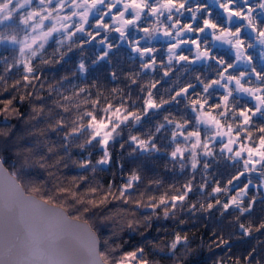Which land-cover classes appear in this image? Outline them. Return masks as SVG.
<instances>
[{"label": "snow or ice", "instance_id": "snow-or-ice-1", "mask_svg": "<svg viewBox=\"0 0 264 264\" xmlns=\"http://www.w3.org/2000/svg\"><path fill=\"white\" fill-rule=\"evenodd\" d=\"M213 2L222 10V19L219 14L213 16L209 3L192 5L190 0H24L22 5L21 0H0V25L15 21L14 26L0 28V45L14 46L15 53L11 59L0 56L3 63L0 85L16 79L25 87L34 81L39 83L43 69L36 67L37 61L48 66L51 61L46 55L51 48V55L61 63L66 56L60 50L71 52L73 44L80 51L90 52L94 43L102 46L100 60L113 57L121 44H127L130 49L127 59L139 63L146 73L166 78L165 83H172L177 72L187 75L189 79L183 85L170 90L168 101L157 102L159 85L154 79L141 97L142 105L121 98L115 104L109 101L101 106L100 99H95L92 109L78 111L67 122L65 116L59 115L57 133L62 134V143L66 142L65 150L70 155L72 145L86 141L84 148L88 155L81 158L84 163L80 167L96 174L102 166L114 164L112 146L122 137L124 128L144 119L135 110L137 107H143L146 113L175 112L183 119H165L156 131L171 133L167 145L170 151L166 155L174 164L179 163V172L186 173L187 179L179 187L173 183L165 189L164 181L155 178L159 195H149L147 207L156 216L163 211L167 218L182 210L195 192L207 199L210 214L216 212L225 219L226 214L245 216L253 212L257 203L255 196L249 197L254 173L259 174L257 191L264 188V71L257 70L253 56L248 54L258 43L260 58L264 60V0ZM13 8H17L15 16L11 15ZM21 10L25 12L23 17L19 14ZM185 13L190 14V20L182 19ZM245 31L254 33V42L246 43ZM114 35L118 43L112 39ZM160 37L167 43L157 47L154 42ZM217 44L233 49L234 62L214 51ZM241 63L248 70L237 71ZM201 64L204 69L193 67ZM78 67L86 73L82 62ZM14 69H21L18 76L11 75ZM193 72L198 75L192 76ZM112 78L116 79L115 72ZM82 93L92 95L89 89L74 90L75 97ZM48 99L41 97L44 105ZM72 99L64 97L69 103ZM11 103L8 99L7 104ZM76 107L79 109V104ZM62 110L67 112L68 108ZM127 140L137 154L150 156L161 149L159 136L130 135ZM120 147L123 149V143ZM97 148L101 149L100 158L93 159ZM245 176L247 180L241 184ZM81 178L87 179V173H82ZM142 180L139 169L130 171L115 194L113 183L99 201L91 203L100 204L109 197L131 198ZM63 191L67 193L69 189L65 187ZM236 226L245 234L253 231L252 226L243 222ZM261 229L264 222L256 231ZM73 241L94 255L96 239L87 226L70 223L63 212L49 206L47 199L41 203L25 198L20 186L0 168V264H76L64 250ZM181 243L187 245L188 239H182L177 232L172 247ZM143 252V248L126 252L121 264H149L141 257ZM90 264H95V260Z\"/></svg>", "mask_w": 264, "mask_h": 264}, {"label": "clouds", "instance_id": "clouds-1", "mask_svg": "<svg viewBox=\"0 0 264 264\" xmlns=\"http://www.w3.org/2000/svg\"><path fill=\"white\" fill-rule=\"evenodd\" d=\"M23 3L24 0H21V5ZM16 14L17 8H13L11 15ZM19 14L23 17L25 12L21 10ZM4 15H8L7 10ZM52 51V49L49 50V54L46 55V59L51 63L45 66L37 61V68L44 70L45 67H55L59 64L58 57L54 58L51 55ZM60 51H63L66 57L75 53L78 59L59 79L51 82L39 81V83L34 81L30 87L22 86L19 79L0 85V97H3L0 100L4 101L0 103V168L3 169L5 176L10 177L20 186L25 198L35 199L41 203L47 199L49 206H55L63 212L70 223L85 225L91 231L96 239L94 255L77 241H73L69 248L64 249L73 257L76 264H90L93 259L95 264H121L125 253L129 252L126 247L132 236L140 240L132 250L143 248L144 252L140 255L149 264H190V261L201 252L211 253L214 248L228 244L232 233L227 231V227H220L222 223L225 224L222 217L218 216L217 221L211 219L207 209V199L199 194H196V199L189 201L182 210L178 209L175 214L167 218L163 211L156 216L147 207L149 195L158 196L159 194L155 187L156 179L144 174L145 166H150L161 180H163L161 173L179 172V163L174 164L166 155L170 151L167 145L171 133L166 131L157 133V126L163 124L165 119L182 120V116L175 112L146 113L143 107L135 109L144 119L139 123L128 124L123 130L122 137L113 144L116 166L113 176L119 174L127 178L129 172L125 173V167L121 168L120 165L131 163L133 165L131 171L139 169L143 180L131 198L125 197L122 200L117 196L114 200L109 197L107 201L100 204H93L91 201H99L111 185H105L98 179V173L102 171V168L96 174L87 169V179L81 178L83 172L78 175H68L66 171L73 167L83 169L80 165L84 163V160L74 153H85L84 156H87L88 152L84 148L86 141L81 140L78 145H72L70 155L65 150L66 142L62 143V134L57 133L59 115L65 116L67 122L75 118L78 111L92 109V101L95 99H100L101 106L109 101L115 104L121 98L134 105H142L141 97L155 79L159 85L157 102L162 103L171 99L170 90L183 85L189 77L177 72L172 77V83H165L166 78L158 74L146 73L139 63L128 60L124 55L100 60L102 51H80L76 44L72 45L71 52L65 49ZM81 62L85 65L86 73H82L78 67ZM102 62L108 63V69L91 83L80 85L66 83L80 80L91 68ZM113 72L116 73V79L112 78ZM191 75L198 74L193 72ZM201 78H203L202 74ZM192 83H195L194 79ZM82 88L89 89L92 95L82 93L79 97H75L74 90L79 91ZM45 92L50 97L46 105L41 101ZM98 93L100 95H97ZM65 96L72 97V101L70 103L65 101ZM8 99L12 100L11 104H7ZM77 104L79 109L76 107ZM63 107H67L68 111L64 112ZM180 108L184 109L185 105L181 104ZM130 135L141 138L159 136L160 152L150 156L137 154L127 140ZM121 143L124 145L123 149L120 147ZM100 151L101 149H96V152L100 153ZM97 158H100V155ZM108 166L110 165H105V168ZM196 183L199 185L200 180ZM77 185H83V187L78 188ZM119 185L112 188L114 194ZM65 187L69 189L67 193L63 191ZM168 187L169 185L166 186ZM92 189L96 191L93 192ZM138 203L142 206L138 207ZM192 204L196 207L192 208ZM197 214L204 215L205 220L212 225L211 235L216 239L204 240L191 231L179 230L180 226L197 222L199 220ZM169 220L177 226L171 230L156 227L158 222L162 225ZM239 222L240 215L237 214L232 217L229 224L234 229ZM154 227L157 234L164 232L166 235L150 238L148 233ZM177 232L182 239L187 237L188 243L187 245L177 244L173 248ZM60 246L63 247V244L61 243ZM212 264H229V262L222 257H217Z\"/></svg>", "mask_w": 264, "mask_h": 264}, {"label": "trees", "instance_id": "trees-1", "mask_svg": "<svg viewBox=\"0 0 264 264\" xmlns=\"http://www.w3.org/2000/svg\"><path fill=\"white\" fill-rule=\"evenodd\" d=\"M14 24H15V21H11L6 25H0V28L11 27V26H14ZM133 35H136V33H133ZM244 37L246 39V36ZM112 39L116 41L117 43L119 42L115 35L112 37ZM154 43L156 44L157 47H161L165 45L164 42H161L159 40L155 41ZM51 44L54 46L55 41H52ZM13 48L14 46L12 45H0V56L8 57L9 59H11V57L15 55ZM91 48L93 51L102 50V46L98 47V45H96L95 43L91 46ZM254 48H256V46ZM49 50H51V48ZM129 52H130V49L128 48L127 44H121L119 52H114L112 55L117 56V57L120 55L127 56ZM254 53H255V56L253 57V60L256 63V65L257 64L259 65V63L261 64L262 62H264V60H261L257 51H254ZM226 58L231 60V58L228 56H226ZM77 59H78L77 54L71 53L69 54L68 57L65 58L63 62L57 64L55 67H45L43 70V76L41 78V81L51 82L55 79H59L62 74L67 72L75 64ZM193 67H199L201 69H204L205 65L201 64V65H195ZM262 67L264 68V64L262 65ZM107 69H108V63L102 62L100 65L91 68L89 72L87 73V75L84 77H81L80 80L66 82V83H76L77 85H80L83 83H91L92 80L96 79L98 75L105 73ZM20 71L21 69H14L11 75L18 76ZM2 73H3V63L0 62V74ZM5 95L7 96L8 94H5ZM45 97H48L46 92H45ZM0 98H3V97H0ZM53 136H55V134H53ZM244 142H246V140ZM99 154H100L99 152H94L93 159L97 158ZM74 155H78L82 158L86 154L85 153H74ZM228 163L230 164L231 162H228ZM132 166L133 165L131 163H126L124 172L125 173L130 172L132 169ZM115 170H116L115 164H112L106 168L105 166H102V171L98 173V179H100L101 182L104 183L105 185L113 184V183H115V185H119L121 183L126 182V176H122L119 174L113 176V173L115 172ZM66 171L68 175H78L82 172L87 173V169H77L75 167L68 169ZM144 174L152 178H157L156 172L153 169H151L150 166H147V165L145 166ZM161 176L164 180L165 189L167 185L173 184V183H175L177 187H179L180 184L183 183L187 179L186 173H180L178 171L161 173ZM253 178H254L253 185L250 186L251 191L249 193V197L255 196L257 198V203L252 213H249V214H246L245 216L240 217V222H243L246 225L252 226L253 231L251 232V234L243 233L237 226H235V228L233 229L231 225L229 224V221H231L234 215L226 214V219L225 218H222V219L225 225H230L227 227V231H230L232 233V238L229 240V243L226 245H222L221 247L214 248V250L211 253L201 252L199 256H196L190 261V264H212V262L216 260L217 257L224 258L225 260L229 262V264H234L235 261H239L240 264H258V262L259 264H264V229L256 231V228L259 227L260 223L264 222V204H262V200H264V188H261L258 192L255 187V185L259 183L258 172L253 174ZM246 180H247V176L242 178L240 183L242 184L246 182ZM197 181H199V176H197ZM238 186L239 185H237V187ZM81 187H83V185ZM234 193H235V189L233 191V194ZM190 199L191 200L196 199L195 192L191 195ZM245 203H247V199ZM237 214L238 213H236L235 215ZM197 215L199 216V220L197 222L180 226L179 230L184 231V232L191 231L196 236L204 240L216 239V237H213L211 235L212 225L205 220L204 215H201V214H197ZM210 215L213 221H217L218 216H219L218 213L214 212ZM176 226L177 225L174 224L173 221L171 220L163 222L162 225L158 222L156 225V227H164L169 230H171L172 228ZM157 235L162 237L166 235V233L161 232L157 234L155 231V227L150 233H148V236L150 238H156ZM217 235H219V233ZM139 242L140 240L138 237L132 236L130 238V243L126 247V250H129V251L132 250L133 247Z\"/></svg>", "mask_w": 264, "mask_h": 264}, {"label": "flooded vegetation", "instance_id": "flooded-vegetation-1", "mask_svg": "<svg viewBox=\"0 0 264 264\" xmlns=\"http://www.w3.org/2000/svg\"><path fill=\"white\" fill-rule=\"evenodd\" d=\"M209 3L210 7L212 8L213 11V16H217V14H219L220 18H223V12L221 9H219L215 3L213 2V0H190V4L194 5L195 3ZM251 2L255 3V0H251ZM184 20H190V14L189 13H185L184 17L182 18ZM239 23V21H238ZM244 36H246V39L249 41H253L254 42V33H251L250 31H245L243 33ZM165 38L163 40H161V42L165 43ZM215 52L218 53H222L223 55H226L228 57L231 58V60L234 62V52L233 49L226 45V44H217L216 47L214 48ZM254 51H257L259 56H260V51H261V47L258 48H251L249 49L248 54L252 55L253 57L255 56ZM264 64V62H262L261 64L259 63V65L257 64L258 67L263 68L262 65ZM241 70H248L247 66L245 64H241L237 66V71H241ZM253 80H255V78H252Z\"/></svg>", "mask_w": 264, "mask_h": 264}, {"label": "rangeland", "instance_id": "rangeland-1", "mask_svg": "<svg viewBox=\"0 0 264 264\" xmlns=\"http://www.w3.org/2000/svg\"><path fill=\"white\" fill-rule=\"evenodd\" d=\"M247 39H246V43H247ZM167 43V40H165V44ZM258 47H261L258 43L256 44V48H258ZM234 52V51H233ZM241 64H243V63H241ZM241 64H239V65H241ZM257 70H259V71H264V68H260V67H257ZM254 82H255V80H253ZM219 91H222V90H219ZM244 100H247L250 104L251 103H253L251 100H250V98H248V97H244L243 98ZM245 143H248V141L246 140V142Z\"/></svg>", "mask_w": 264, "mask_h": 264}, {"label": "water", "instance_id": "water-1", "mask_svg": "<svg viewBox=\"0 0 264 264\" xmlns=\"http://www.w3.org/2000/svg\"><path fill=\"white\" fill-rule=\"evenodd\" d=\"M163 37H160L159 39H162Z\"/></svg>", "mask_w": 264, "mask_h": 264}]
</instances>
